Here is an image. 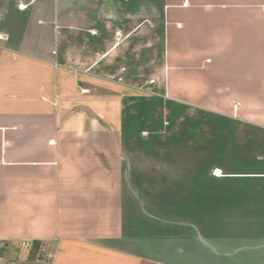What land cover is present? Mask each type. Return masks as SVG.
I'll return each mask as SVG.
<instances>
[{
    "label": "crops",
    "instance_id": "1",
    "mask_svg": "<svg viewBox=\"0 0 264 264\" xmlns=\"http://www.w3.org/2000/svg\"><path fill=\"white\" fill-rule=\"evenodd\" d=\"M13 241L48 264H264V0H0Z\"/></svg>",
    "mask_w": 264,
    "mask_h": 264
},
{
    "label": "rangeland",
    "instance_id": "2",
    "mask_svg": "<svg viewBox=\"0 0 264 264\" xmlns=\"http://www.w3.org/2000/svg\"><path fill=\"white\" fill-rule=\"evenodd\" d=\"M190 138V137H189ZM186 138L184 137L183 142L185 145H189L188 142L185 140ZM23 243H29L30 245H22ZM13 247H11V251L13 250L14 254H11V259L17 262L18 264H48V260L46 259L45 262H40L39 260L42 259L40 255H38L37 247H33L32 242L30 243L29 241H22V244L19 242H10ZM2 245V246H1ZM7 243H0V255L6 256L8 253L7 250ZM10 245V246H11ZM4 248V250H3ZM24 249V250H23ZM23 250V251H22ZM16 253V254H15ZM9 256V255H7ZM6 258V257H5ZM9 258V257H8ZM6 258V259H8Z\"/></svg>",
    "mask_w": 264,
    "mask_h": 264
},
{
    "label": "built area",
    "instance_id": "3",
    "mask_svg": "<svg viewBox=\"0 0 264 264\" xmlns=\"http://www.w3.org/2000/svg\"><path fill=\"white\" fill-rule=\"evenodd\" d=\"M22 245H27V246H29L30 244L29 243H23ZM38 249H37V253H38V255H40L41 257H42V259L41 260H39L40 262H45V260L47 259H50L51 258V256L46 252V250H45V248L43 247V245H39L38 247H37ZM24 250V249H23ZM22 250V251H23ZM6 256H2V255H0V264H18L17 262H15L14 260H12V259H6L5 258Z\"/></svg>",
    "mask_w": 264,
    "mask_h": 264
},
{
    "label": "trees",
    "instance_id": "4",
    "mask_svg": "<svg viewBox=\"0 0 264 264\" xmlns=\"http://www.w3.org/2000/svg\"><path fill=\"white\" fill-rule=\"evenodd\" d=\"M33 245L37 247V245H38V242H34V243H33Z\"/></svg>",
    "mask_w": 264,
    "mask_h": 264
}]
</instances>
